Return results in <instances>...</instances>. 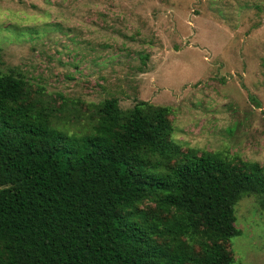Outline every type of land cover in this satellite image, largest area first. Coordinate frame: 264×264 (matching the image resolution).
<instances>
[{
    "label": "trees",
    "instance_id": "1",
    "mask_svg": "<svg viewBox=\"0 0 264 264\" xmlns=\"http://www.w3.org/2000/svg\"><path fill=\"white\" fill-rule=\"evenodd\" d=\"M51 100L0 67V264H239L234 206L264 208L263 167L181 150L168 106L111 97L67 130Z\"/></svg>",
    "mask_w": 264,
    "mask_h": 264
},
{
    "label": "rangeland",
    "instance_id": "2",
    "mask_svg": "<svg viewBox=\"0 0 264 264\" xmlns=\"http://www.w3.org/2000/svg\"><path fill=\"white\" fill-rule=\"evenodd\" d=\"M0 67L62 105L67 130L104 99L147 101L170 108L181 150L264 168V0H0ZM234 215L235 262L264 264L258 198Z\"/></svg>",
    "mask_w": 264,
    "mask_h": 264
}]
</instances>
